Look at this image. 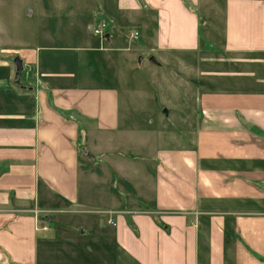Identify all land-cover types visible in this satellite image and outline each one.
<instances>
[{
	"label": "crops",
	"instance_id": "obj_1",
	"mask_svg": "<svg viewBox=\"0 0 264 264\" xmlns=\"http://www.w3.org/2000/svg\"><path fill=\"white\" fill-rule=\"evenodd\" d=\"M223 3L225 58L208 55L215 40L198 12L217 0H113L101 7L110 24L88 25L134 28L139 67L156 55L161 67L192 55L211 64L186 133L140 132L121 111L119 66L132 58L107 29L94 43L67 18L0 37V264L50 256L67 238L51 222L66 214L84 217L79 248H101L111 231L132 264H264V0Z\"/></svg>",
	"mask_w": 264,
	"mask_h": 264
},
{
	"label": "rangeland",
	"instance_id": "obj_2",
	"mask_svg": "<svg viewBox=\"0 0 264 264\" xmlns=\"http://www.w3.org/2000/svg\"><path fill=\"white\" fill-rule=\"evenodd\" d=\"M110 1L113 0H0V29L4 32L0 37L5 39L24 37V35L29 37L37 21L47 25L51 32L55 22L60 23L61 29H65L68 27L66 19L72 18L80 20V23L85 25L82 33L86 30L89 38L93 39L94 43H98L100 37L94 35L92 27L88 29V25L93 24L96 19L110 24L108 14L105 15L101 10L106 3L109 7ZM217 1L218 8L210 9L209 6L207 8L201 6L198 12L203 14L207 21L202 32L203 39L207 34H212L215 40L212 48L207 49L208 55L217 54L225 58L227 55L223 53L222 46L225 39L222 12L224 0ZM57 3H61L60 7L56 6ZM123 15L131 16L127 12ZM56 27L59 28L58 25ZM130 30L121 25L117 28L112 25L108 30L114 34L117 41V44L111 47L129 49L128 52L118 54L130 55L132 58L129 64L120 63L119 66L122 77L120 76L117 86L121 95V111L134 115V123L139 125L137 128L140 132L143 129L153 133L158 128L165 129L167 134L180 131L186 133L196 115L197 87L205 85L200 71L211 64L201 61L199 56L196 58L192 55L180 57L183 60L181 64L178 61H172L169 65L161 67L159 65L161 55H156L158 64L151 66L146 60L139 67V61L143 55L135 50L142 45L143 39L132 41ZM210 50L214 54H211ZM186 117H191V121H186ZM165 144V146H171L168 142ZM135 151V170L142 171L143 169L137 166L140 162L136 161L142 153L137 148ZM152 168L154 165L149 163V169ZM136 202L144 209L153 208L154 204L153 201L136 200ZM83 218L78 214L54 217L51 222L53 226L60 227L57 229L64 231L66 233L64 235L70 238L71 242H68L65 237L54 238L56 241L52 244L51 255L46 258L47 254L43 252L39 264H132L130 259L117 248L113 236L109 234L112 233L111 231L105 232L107 235L102 241L101 248H79L77 242L73 240L74 236L78 238L80 233L86 230L83 226L84 222H81ZM88 236L89 234L86 239L91 238Z\"/></svg>",
	"mask_w": 264,
	"mask_h": 264
},
{
	"label": "built area",
	"instance_id": "obj_3",
	"mask_svg": "<svg viewBox=\"0 0 264 264\" xmlns=\"http://www.w3.org/2000/svg\"><path fill=\"white\" fill-rule=\"evenodd\" d=\"M106 29H107V24L104 22H100L98 25H96L93 28V32L96 36L103 38V37H105ZM131 36L134 39H137V34H132Z\"/></svg>",
	"mask_w": 264,
	"mask_h": 264
},
{
	"label": "water",
	"instance_id": "obj_4",
	"mask_svg": "<svg viewBox=\"0 0 264 264\" xmlns=\"http://www.w3.org/2000/svg\"><path fill=\"white\" fill-rule=\"evenodd\" d=\"M151 61L152 62H155V59H151ZM14 64H15V66H16V80H17V82H16V84L17 85H20L21 84V81H20V76H21V74L23 73V63H22V61H21V59L19 58V57H17L15 60H14Z\"/></svg>",
	"mask_w": 264,
	"mask_h": 264
},
{
	"label": "trees",
	"instance_id": "obj_5",
	"mask_svg": "<svg viewBox=\"0 0 264 264\" xmlns=\"http://www.w3.org/2000/svg\"><path fill=\"white\" fill-rule=\"evenodd\" d=\"M158 224L161 225L160 222H158Z\"/></svg>",
	"mask_w": 264,
	"mask_h": 264
}]
</instances>
